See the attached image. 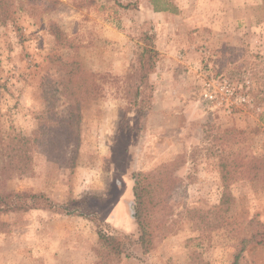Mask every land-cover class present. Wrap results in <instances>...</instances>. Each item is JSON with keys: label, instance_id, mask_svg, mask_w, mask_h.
Listing matches in <instances>:
<instances>
[{"label": "rangeland", "instance_id": "1", "mask_svg": "<svg viewBox=\"0 0 264 264\" xmlns=\"http://www.w3.org/2000/svg\"><path fill=\"white\" fill-rule=\"evenodd\" d=\"M169 1L176 12L148 0H0V193L82 199L104 228L130 236L112 264H232L240 249L237 264H264V180L232 181L219 205L215 143L233 129L237 146L264 150V0ZM144 30L159 57L139 118L126 92ZM39 127L64 135L61 157L35 149L18 174L5 132ZM169 163L142 253L130 173ZM100 248L89 218L0 212V264H97Z\"/></svg>", "mask_w": 264, "mask_h": 264}, {"label": "trees", "instance_id": "2", "mask_svg": "<svg viewBox=\"0 0 264 264\" xmlns=\"http://www.w3.org/2000/svg\"><path fill=\"white\" fill-rule=\"evenodd\" d=\"M154 12H176V7L169 0H148ZM2 10V11H1ZM0 14H7L0 7ZM6 16H0V23H4ZM142 45L136 53L131 65L133 73L139 75L138 82L127 88L126 99L129 106L136 111L137 117H141L149 110L153 93V85L149 81V75L153 72L159 51L155 46V36L144 30L141 33ZM44 128V126L41 125ZM243 132L226 129L224 134L215 142L218 148V173L223 191L219 205L227 206L231 200L228 190L229 185L236 179H263L264 180V150L256 155L249 150L248 144L237 146L233 142L236 136L241 137ZM64 135L58 131H50L38 128L31 135H25L11 128L5 132L4 139L9 148L12 169L23 174L27 172L31 154L35 149L41 151L47 158L61 157L62 148L59 146L60 137ZM225 136V138L223 137ZM163 164L150 172L135 170L130 173L132 191V222L137 232L136 244L142 253H147L153 247L152 219L158 214V209L163 202L161 192L164 176L162 171L170 167ZM156 188V189H154ZM83 200L68 201L62 204L54 203L43 193H22L9 191L0 193V212L15 210L45 209L66 215L89 218L96 223V233L101 248L97 252V264H112L118 261L122 255H129L127 246L132 241L129 235L112 233L108 227H103V222L92 210H83ZM83 207V208H82ZM246 238L241 239L244 243ZM241 249L235 254L232 264H237Z\"/></svg>", "mask_w": 264, "mask_h": 264}]
</instances>
